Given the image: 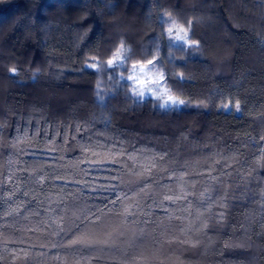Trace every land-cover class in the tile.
I'll list each match as a JSON object with an SVG mask.
<instances>
[{
    "label": "trees",
    "instance_id": "trees-1",
    "mask_svg": "<svg viewBox=\"0 0 264 264\" xmlns=\"http://www.w3.org/2000/svg\"><path fill=\"white\" fill-rule=\"evenodd\" d=\"M0 264H264V0H0Z\"/></svg>",
    "mask_w": 264,
    "mask_h": 264
},
{
    "label": "snow or ice",
    "instance_id": "snow-or-ice-1",
    "mask_svg": "<svg viewBox=\"0 0 264 264\" xmlns=\"http://www.w3.org/2000/svg\"><path fill=\"white\" fill-rule=\"evenodd\" d=\"M168 23L171 24V27L168 28V35L170 38L172 37L173 33H176L174 39L176 41L181 42L182 45H187L190 49H196L199 46V42L196 41H191L190 39H188V35H187V29L180 27L179 29L177 28L176 24L174 21H167ZM184 33L183 35H180V33ZM181 50H183V48H181ZM125 59L124 57H121V61ZM157 63H162V58H156V59H149L147 60L146 63H140V64H133L132 65V69L134 72H138L139 74L137 75H129L126 79L128 81H132L135 82V87H133L132 89V94L143 98L146 95L154 97L158 100H162L163 103L160 104V107L162 108H178L180 106L183 107H187L188 104L184 101V100H180L177 99L171 95H167L166 98H164V96L160 95V93L157 90V85L162 84L163 83V79H165L166 77H164V74L161 72L159 73V78L156 76V74H153L152 76H146L145 73L147 71H151L150 66H155ZM117 64V59L116 57H113L112 59L107 61L106 67H112L114 65ZM87 67L93 68V69H98V64L93 62V63H89L87 65ZM11 71L13 73H15L17 70L15 68L11 69ZM180 78H183V74H180ZM121 79H124L123 77H121ZM231 107L236 111V112H240L241 111V106L239 101H236L235 104H231V102H229V104H225L224 105V109L228 110L229 107ZM179 179V178H178ZM149 183H152V181L145 179L144 181H142L140 183V188H146L147 185ZM184 198H187V195L184 193H177V194H165L163 197V200L165 201H170L172 204H175L177 202V200ZM209 199H211L209 197ZM153 203H157L158 207H164L163 205V201L157 202V201H153ZM138 207V206H137ZM125 213L127 214V217H134L135 216V212L134 211H130L128 208L124 209ZM144 223H147V221H144ZM75 234V233H74Z\"/></svg>",
    "mask_w": 264,
    "mask_h": 264
},
{
    "label": "rangeland",
    "instance_id": "rangeland-1",
    "mask_svg": "<svg viewBox=\"0 0 264 264\" xmlns=\"http://www.w3.org/2000/svg\"><path fill=\"white\" fill-rule=\"evenodd\" d=\"M150 68H151V71H147L145 73V75L146 76H152L153 74H156V76L159 78V73H161V72L158 69L154 68L153 66H150ZM137 74H139V73L132 71L131 75H137ZM132 83H133V87H135V82H132ZM157 90L160 93V95L164 96V98H166L167 95H171L177 99L184 100L186 102V100L183 99L182 97L176 96V95L169 92V88H168L167 84L165 83L164 79H163L162 84L157 85ZM146 96H148V95H146ZM159 101L161 104L163 103L162 100H159Z\"/></svg>",
    "mask_w": 264,
    "mask_h": 264
}]
</instances>
